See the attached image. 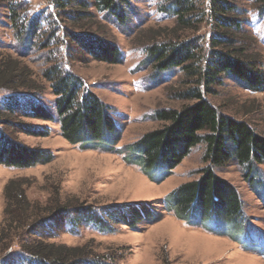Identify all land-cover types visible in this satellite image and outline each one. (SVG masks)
<instances>
[{"label": "trees", "instance_id": "16d2710c", "mask_svg": "<svg viewBox=\"0 0 264 264\" xmlns=\"http://www.w3.org/2000/svg\"><path fill=\"white\" fill-rule=\"evenodd\" d=\"M160 1V10L172 16V24L139 31L147 36L142 63L155 73L179 69L183 85L175 89L174 96L191 102L156 110L154 119L161 125L126 145L122 159L137 164L143 174L160 183L193 147L203 143L206 165L197 171L196 178L179 184L163 198L165 208L189 226L217 224L224 235H241V242L247 246L245 237L255 228L245 225L243 203L235 186L214 169L234 161L253 185L260 176L258 167L264 163V135L248 122L219 112L204 93L212 95L222 77L250 92H263L262 53L250 46L255 38L242 32L246 10L239 0ZM249 1L248 6L264 16V0ZM46 2L55 14L47 7L32 14L31 0H0V7L8 9L15 40L11 49L16 54L5 52L0 45V164L6 167L29 168L53 158L49 150L18 140V133L36 137L49 133L47 127L25 119L56 122L61 137L81 150L120 151L116 143L121 134L112 107L94 93L70 63L83 54L107 64L121 63L120 48L99 24L126 25L132 1ZM52 14L54 20L45 22ZM204 27L209 34L202 49L196 32ZM34 51H41L44 64L38 75L23 61ZM47 90L53 96V109L41 100ZM24 186L8 180L3 188L0 264H116L93 254L87 244L45 242L39 230L57 226L65 217L70 230L89 223L100 231L111 230L114 222L135 228L141 221L159 218L154 206L146 202L104 208H66L55 203L47 208L28 200ZM257 187L261 184L254 185L253 192L264 199V190Z\"/></svg>", "mask_w": 264, "mask_h": 264}, {"label": "rangeland", "instance_id": "374dc122", "mask_svg": "<svg viewBox=\"0 0 264 264\" xmlns=\"http://www.w3.org/2000/svg\"><path fill=\"white\" fill-rule=\"evenodd\" d=\"M131 1L133 6L126 25L104 21L99 24L107 37L120 48L122 62L107 64L83 54L70 63L74 72L92 87L94 93L112 107V115L121 134L116 143V150L120 149V153L100 149L81 150L61 137L56 122L25 119L47 127L49 133L45 137L18 133V140L31 147L49 150L53 158L48 163L29 168L0 164V225L5 205L3 188L8 180H13L25 185L28 200L47 208H53L55 203L66 208H104L146 202L154 206L159 215L158 220L141 221L135 228L114 222L109 231H100L89 223L79 224L70 230L65 217L57 226L39 230L45 242L66 246L87 244L93 254L116 264H264V199L252 190L256 184H261L257 187L259 191L264 190V163L259 165L260 176L253 185L234 161L214 169L218 176L235 186L243 203L245 225L255 228L245 237V246L241 235H236V238L224 235L217 224L210 223L211 231L209 224L208 229L189 226L165 208L163 198L179 184L196 178L197 171L206 165L203 143L193 147L160 183L143 174L137 164L122 159L123 153L127 152L126 145L142 133L161 125L154 119L156 110L179 108L191 102L174 96L175 89L183 85L180 82L183 74L179 69L155 73L151 66L142 63L145 56L143 47L147 45L143 41L147 40V36L140 35L139 31L169 26L172 16L160 10V0ZM239 5L246 10L242 32L255 38V43H249L251 48L262 53L264 69V16L248 6L249 0H239ZM45 7L49 9L46 0H31L29 4L32 14ZM48 11L53 13L52 8ZM53 14L44 21L54 20ZM7 15L8 9L0 7V45L4 46L5 52L15 56L11 49L15 40ZM97 18L100 19V15ZM206 27L196 32L202 49L208 42L209 30ZM40 52L34 51L23 58L37 75L44 65ZM221 79L220 85H214V93H204L205 97L219 112L248 122L256 132L264 135V91L250 92L230 79ZM41 100L53 109V96L48 90Z\"/></svg>", "mask_w": 264, "mask_h": 264}]
</instances>
